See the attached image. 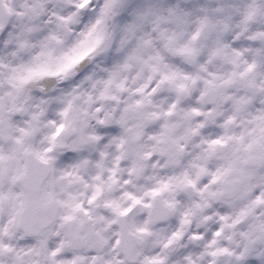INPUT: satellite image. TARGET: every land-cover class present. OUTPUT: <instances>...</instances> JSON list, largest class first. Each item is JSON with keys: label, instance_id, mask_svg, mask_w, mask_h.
<instances>
[{"label": "clouds", "instance_id": "clouds-1", "mask_svg": "<svg viewBox=\"0 0 264 264\" xmlns=\"http://www.w3.org/2000/svg\"><path fill=\"white\" fill-rule=\"evenodd\" d=\"M0 264H264V0H0Z\"/></svg>", "mask_w": 264, "mask_h": 264}]
</instances>
